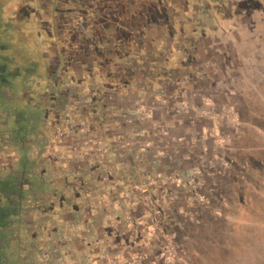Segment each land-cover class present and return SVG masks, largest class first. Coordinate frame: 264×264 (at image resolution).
Masks as SVG:
<instances>
[{
    "label": "rangeland",
    "instance_id": "374dc122",
    "mask_svg": "<svg viewBox=\"0 0 264 264\" xmlns=\"http://www.w3.org/2000/svg\"><path fill=\"white\" fill-rule=\"evenodd\" d=\"M100 1L107 18L86 26L80 59L61 62L40 42L51 24L29 32L39 12L4 5L8 54L51 72L70 64L71 88H82L68 126L52 125L55 112L22 135L12 114L0 124V179L31 177L22 201L14 184L0 194L11 260L264 264V0H177L170 20L166 5L151 12L161 21H144L146 36L129 34V0Z\"/></svg>",
    "mask_w": 264,
    "mask_h": 264
},
{
    "label": "flooded vegetation",
    "instance_id": "af4514ba",
    "mask_svg": "<svg viewBox=\"0 0 264 264\" xmlns=\"http://www.w3.org/2000/svg\"><path fill=\"white\" fill-rule=\"evenodd\" d=\"M2 15L3 11L0 5V32H5L7 29L11 28L13 18L9 17L6 19L7 21H4ZM3 38L4 36L0 33V40ZM8 51L7 45H0V115L3 114L4 116L3 121L0 119V124L5 123V119L12 114L14 121L18 123V128L20 127L21 129L19 132L11 133L22 135V129L31 130L33 132L36 125H43L46 115L53 112L56 113L55 115L54 113L52 114V119L55 121L54 124H52L53 126L58 127L61 125L65 127L68 126L69 123H74V113L77 109L72 110L70 107L71 98L77 95L78 106L81 107L82 105L79 103L81 95L78 93L82 88H71L72 84L68 81V75H70L72 71L71 67H69L70 64L66 65L67 68L65 71L57 69L51 72V68L48 69L47 65L42 61L25 60L22 63V59L10 56ZM137 71H141V68L138 67ZM82 77L83 74L80 73V78ZM18 96H20V98H18ZM29 96L38 99H35L29 109L25 108V106L18 108L13 105L16 100H22L21 102L25 103L26 97ZM22 97L24 98L21 99ZM86 104L87 101H84L83 106H86ZM1 146L2 144L0 142V148ZM5 178V182L4 179H0V194L4 195V193H2L4 192L3 190H5L8 185H10L11 188L12 184H14L15 187H12L15 191L12 192V195L16 199V203L17 201H22L24 193H26L25 190H22V184L23 182L29 183L28 179H31V177L26 176V173L20 171L15 174H8ZM3 198L8 199V194L6 193ZM6 201L7 200H3V202ZM11 205L14 206L13 201ZM14 208L17 207L15 206ZM7 209L8 207L6 208L0 203V210L2 211V213L0 211V263L14 264V260H11V258L12 256H16L17 259L18 255H11L7 248L9 244L7 243L8 240L6 237L8 235L6 234H10L12 231V222L9 221L6 216ZM7 252L8 255L6 254Z\"/></svg>",
    "mask_w": 264,
    "mask_h": 264
},
{
    "label": "trees",
    "instance_id": "16d2710c",
    "mask_svg": "<svg viewBox=\"0 0 264 264\" xmlns=\"http://www.w3.org/2000/svg\"><path fill=\"white\" fill-rule=\"evenodd\" d=\"M2 1L3 0H0V2ZM139 1L129 0L131 4L130 8L133 9L135 14V17L129 21L132 28L130 29L127 27L128 29H130L129 34L132 36L137 32L142 36L148 35L149 31L146 30L147 25H145L146 22L144 21H149L152 18L151 16L153 15H150L151 12H154L156 10V13L158 15L160 14V7L162 5H166V18L167 20H170V16L171 14H173L170 8V6H172L171 4H179L177 0H152L149 3V7L145 10L143 8L141 9ZM142 1L147 3V0ZM106 2V0L103 1V3ZM199 2H201V0H189V2L186 3L187 8L192 6V4L196 5ZM181 3L179 5H181V7H184L183 0H181ZM5 4L7 5V7L11 5V8H14L13 10L18 8L19 6H22L21 8L24 9L26 7L25 4H29L36 9L34 11L35 14L39 12V15L37 14L38 16H34V18L31 19H25L24 24L25 26H27V30H29V32H32V30H34L31 28V26H39L41 22H49L51 24L46 27L41 26L44 30L42 29L43 32H41V35L39 34V37L41 39L40 42L42 43L41 45H43V48L46 50V53L49 54V57L54 60H59L60 62L64 58H68V60H71L72 56H75V60L80 59L79 53L85 52L83 49H85L84 32H86L87 30L86 26L92 24V21L98 20V18H107L105 16L107 12H105L103 16L99 15L98 9L101 8L100 0H5ZM178 4H176L177 7H179ZM139 6L140 8L137 9L136 7ZM142 7L145 8L143 3ZM187 8L185 12L187 11ZM25 9L26 11H28L29 8ZM164 9L165 6L163 7V10ZM28 14H30V12H28ZM33 15L30 14V16ZM44 18L47 20H44ZM156 19L157 21L155 22ZM159 21H161V19L154 17L152 21L150 20L147 23L152 24ZM133 22L136 24L133 25ZM141 24L144 26H142ZM101 34L102 32L100 33V35ZM140 35H138L137 38L140 37ZM104 37L106 38V36ZM93 38H95L94 35ZM79 39L81 40L79 41ZM111 40L117 41L113 39L112 36H109L106 39V41Z\"/></svg>",
    "mask_w": 264,
    "mask_h": 264
},
{
    "label": "crops",
    "instance_id": "0c3cea01",
    "mask_svg": "<svg viewBox=\"0 0 264 264\" xmlns=\"http://www.w3.org/2000/svg\"><path fill=\"white\" fill-rule=\"evenodd\" d=\"M4 1H5V0H3L2 2H0V5H1V6L3 5L2 11H3L4 7H5V6H4V5H5ZM11 18H13V17H11ZM13 20H14V18H13Z\"/></svg>",
    "mask_w": 264,
    "mask_h": 264
}]
</instances>
